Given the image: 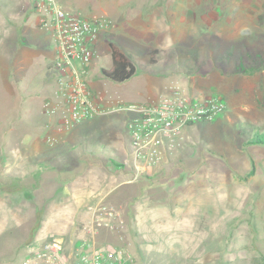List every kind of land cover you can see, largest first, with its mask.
I'll use <instances>...</instances> for the list:
<instances>
[{
    "label": "rangeland",
    "instance_id": "obj_1",
    "mask_svg": "<svg viewBox=\"0 0 264 264\" xmlns=\"http://www.w3.org/2000/svg\"><path fill=\"white\" fill-rule=\"evenodd\" d=\"M30 1L0 0V264H22L25 244L50 234L68 252L98 202L120 212L113 231L99 230L129 250L131 264H264V145L245 143L252 129L264 133V68L230 71L243 47L264 41V0H81L84 17L100 11L113 24L96 42L91 88L141 105L177 81L196 98L226 103L213 121L184 128L136 180L126 164L127 112L89 119L101 128L95 133L84 123L63 131L58 111H46L59 100L50 70L56 42L32 8L13 18ZM109 41L136 66L125 81L101 74ZM155 47L163 51L150 64ZM101 138L111 142L108 156L85 152ZM38 163L57 169L34 175Z\"/></svg>",
    "mask_w": 264,
    "mask_h": 264
},
{
    "label": "built area",
    "instance_id": "obj_2",
    "mask_svg": "<svg viewBox=\"0 0 264 264\" xmlns=\"http://www.w3.org/2000/svg\"><path fill=\"white\" fill-rule=\"evenodd\" d=\"M38 14L36 26L51 31L56 42V57L51 64L59 100L46 102V111H58L63 131L101 114L127 112L126 134L130 155L126 164L132 179L148 173L175 146L174 137L195 123L213 121L225 112L226 103L217 94L194 97L175 81L168 92L147 104L112 102L104 93L91 88L87 78L97 56L96 42L113 26L100 16L86 18L64 8L58 0H31L27 3ZM175 142V143H174ZM85 226L86 235L74 242L68 252L60 237L48 235L30 240L24 246L22 264H131L129 250L120 243L96 242L101 228L113 231L120 212L98 202Z\"/></svg>",
    "mask_w": 264,
    "mask_h": 264
},
{
    "label": "trees",
    "instance_id": "obj_3",
    "mask_svg": "<svg viewBox=\"0 0 264 264\" xmlns=\"http://www.w3.org/2000/svg\"><path fill=\"white\" fill-rule=\"evenodd\" d=\"M108 46L110 50L111 64L109 67H101L100 69L101 74L105 78L115 82H122L129 79L136 71L135 64L114 42L109 41ZM162 51L163 49L158 47L150 49L148 52L149 63L150 64L156 63L157 55ZM228 55H230V52H228ZM262 68H264V41L261 43L260 46L256 48L252 46L243 47V49L239 51L238 60L236 61V63L234 64L233 68L230 71L231 73L253 74ZM101 115H105V114H101ZM87 121L88 120H86L83 123L85 124ZM89 126H90V130H92L93 132L100 133L101 128L98 127V125L85 124L83 127H86L85 129H88ZM252 130L254 133L250 135V138L245 143L264 145V133H259L258 128H254ZM104 142H107L105 141L104 138L99 139L97 143L94 144L98 148L95 149L94 147H87L85 152H87L88 154L100 153L102 155L108 156L109 153L112 152V150L109 151V146L111 145V142L110 141L107 143ZM51 148H47L46 151L50 152ZM37 166L38 167L32 170V173L34 175H36L40 171L44 172L54 167L55 169H57L56 166H51L50 164H46V163H38ZM9 179H12L13 181L16 182H20L21 178L20 176H10ZM10 181L11 180L1 181V185L5 186L7 184H10Z\"/></svg>",
    "mask_w": 264,
    "mask_h": 264
},
{
    "label": "crops",
    "instance_id": "obj_4",
    "mask_svg": "<svg viewBox=\"0 0 264 264\" xmlns=\"http://www.w3.org/2000/svg\"><path fill=\"white\" fill-rule=\"evenodd\" d=\"M58 2L64 7L67 8L69 10L75 11L77 13H79L80 15H82V11H80L83 8H88L86 5H84V3L81 0H58ZM26 9L21 10L18 13H15L13 18L14 19H18V21H23V18L20 17V15H23L25 13V11H27V9H29L30 7L28 6V4L25 6ZM100 11H95V13L92 14V17H106V15L100 14ZM83 16V15H82ZM12 19V18H11ZM53 85L55 86V84L53 83ZM91 85V83H90ZM90 218V217H89ZM90 219H88L89 221ZM88 224V222L86 223ZM86 226V225H85ZM85 230V229H84ZM104 230L100 231L99 234L97 235L96 239L99 241V239L102 240H106V242L108 241V238H110V234L107 235L106 232H103Z\"/></svg>",
    "mask_w": 264,
    "mask_h": 264
}]
</instances>
